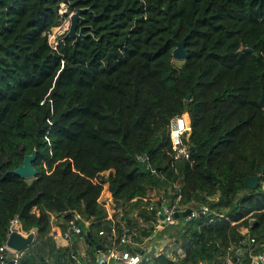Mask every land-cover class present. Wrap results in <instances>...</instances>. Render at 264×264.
<instances>
[{
    "label": "trees",
    "instance_id": "obj_1",
    "mask_svg": "<svg viewBox=\"0 0 264 264\" xmlns=\"http://www.w3.org/2000/svg\"><path fill=\"white\" fill-rule=\"evenodd\" d=\"M84 8L86 37L51 45L52 30ZM263 92L264 0H0V246L18 216L22 231L38 228L19 264H78L79 253L98 264L86 235L114 247L107 184L121 250L124 236H154L166 200L209 212L165 226L172 237L157 264H261ZM185 113L189 159L175 172L169 124ZM35 150L36 178L15 175ZM72 221L82 234L58 247Z\"/></svg>",
    "mask_w": 264,
    "mask_h": 264
},
{
    "label": "built area",
    "instance_id": "obj_2",
    "mask_svg": "<svg viewBox=\"0 0 264 264\" xmlns=\"http://www.w3.org/2000/svg\"><path fill=\"white\" fill-rule=\"evenodd\" d=\"M50 37H51V33L49 34V39ZM188 117H189L188 113L182 114L180 116H176L172 118L169 124L170 139L172 142V150H173V161L170 164V169L174 170L175 172L177 171L176 164L178 162L189 159V147L185 143V135L191 129L187 125ZM140 159L142 161L149 160L147 155L142 156V158ZM148 168L151 170V173L153 175L159 176V173L157 172L156 169L150 166ZM101 199H100V202L107 208V205L103 203ZM180 200H181V197L178 198V202ZM149 201H152V200H149ZM154 202L155 201L152 202L151 206L149 207V210H153ZM162 209H164V219H160ZM161 210L158 212L159 222L155 226L154 236L162 232L163 228L167 225H177L179 220L191 221L195 218H198L200 214L205 215L209 212V209L207 207H201L200 209H194V210L191 209V212L187 218L176 219L174 217V214L177 212L186 211L187 207L181 206L179 203L170 205L166 200L164 201V205L162 206ZM107 221H108V218H107ZM117 231H118V227L115 225V223H113L111 226V235L110 236L108 235V239L112 241V243L114 244V247L110 248L108 251H104L101 249L99 251H96L98 264H110L111 262H119L123 264H139V262L142 259L141 251L146 249L147 245L154 238V236L149 239H146L141 244H137L134 241H132V238H128L124 236L121 239V245L126 244L127 246H130L135 251V253H131L128 249L127 251H124V250H121L117 245H115V238L117 235ZM14 232L21 233L24 236H28L30 234V233H26L21 230V221L18 216H16L10 221L7 240L2 246H0V264H10L11 261H13L14 264H19V260L21 259L23 255L22 252H16L12 250L11 248H9L7 245L8 238ZM33 232H35L34 229L31 231V233ZM35 234H37V232ZM81 234H82V226L72 221L70 224L69 231L66 232L64 235H62V237L64 240L70 241L72 238V235H81ZM243 235L248 236L249 230L246 229L243 232ZM100 236H106V233L104 231H101ZM252 242H254V240H252ZM81 257L88 258L86 254H83V255L78 254V255L73 256V258L78 262V264H85L84 262L81 261ZM257 258L261 264H264V253L258 255Z\"/></svg>",
    "mask_w": 264,
    "mask_h": 264
},
{
    "label": "water",
    "instance_id": "obj_3",
    "mask_svg": "<svg viewBox=\"0 0 264 264\" xmlns=\"http://www.w3.org/2000/svg\"><path fill=\"white\" fill-rule=\"evenodd\" d=\"M90 11L89 8L84 9H78L75 13H73L70 17V29L65 36L64 40L67 38H72L75 40L74 43H78L80 40H83L86 35H84L83 28L79 29V24L83 22L82 14ZM245 51H250L248 49H245ZM188 55V50L186 49V39H183L182 41L176 42V48L173 51V58L175 61H184L186 60ZM190 96H187V100H190ZM260 105L264 107V92L262 93L261 99H260ZM187 125L189 128L192 127V119L189 116L187 118ZM37 159V151L35 150L33 154L27 155L24 158L23 163L13 171V173L25 180H32L36 178L37 176V170L34 167V162ZM260 185V179L259 177H249L246 179L244 186L248 189L256 190ZM191 212V209H187L184 212H177L174 214V217L176 219H185L189 216ZM200 217H203V214H200ZM160 219H164V209L161 210ZM81 226H84L83 223H81ZM35 232L30 233L28 236H24L21 233L14 232L10 235L7 241V245L9 248L16 252H22L24 251L28 246L32 245L35 240V233L38 232V228L34 229ZM87 239L90 240L91 244L94 246L96 251H99L102 248V245L100 242L96 241L92 234L90 232L87 233ZM172 235L169 234L167 231H162L154 236V238L150 241V243L147 245L145 250L141 251L142 259L139 262V264H157L156 260L158 256L163 252L165 247L169 244L171 240ZM127 249L131 253H135V251L130 247L127 246ZM242 251L239 250L237 255L235 256V261L238 262ZM42 264H48L47 260L44 257H41ZM10 264H14L13 261L10 262ZM110 264H123L119 262H111Z\"/></svg>",
    "mask_w": 264,
    "mask_h": 264
},
{
    "label": "crops",
    "instance_id": "obj_4",
    "mask_svg": "<svg viewBox=\"0 0 264 264\" xmlns=\"http://www.w3.org/2000/svg\"><path fill=\"white\" fill-rule=\"evenodd\" d=\"M104 197L101 199L103 203L107 205V210L109 213L108 221L115 223V217L119 214L120 210L115 209V204L113 201L112 194L109 192L108 188L106 192L104 191ZM158 195L156 193H153L149 200L157 201ZM112 211V212H111ZM86 228L89 226V222H85ZM55 241L58 245V247H67L70 244V241H66L63 239L61 234H56ZM88 255L91 257V254L88 252Z\"/></svg>",
    "mask_w": 264,
    "mask_h": 264
},
{
    "label": "rangeland",
    "instance_id": "obj_5",
    "mask_svg": "<svg viewBox=\"0 0 264 264\" xmlns=\"http://www.w3.org/2000/svg\"><path fill=\"white\" fill-rule=\"evenodd\" d=\"M65 12H66V6L63 5L61 7V14H64ZM70 17L67 20L63 21L59 27L54 28L52 30L51 37H50L51 45L56 47L60 42H62L64 40L65 36L67 35V33L70 29V24H71L70 23ZM56 37H57V39H56ZM177 62H181V61H177ZM105 176H108V173H105ZM107 188H108V185L106 184L105 188H104L105 192H106ZM103 195H104V193H103ZM103 195H102V198L105 196V195L104 196ZM159 199H160V197L158 196L157 200H159ZM153 201L154 200H152L151 202H153ZM119 214H120V212H119ZM118 215H117V217H118ZM79 254L82 255L81 253H79Z\"/></svg>",
    "mask_w": 264,
    "mask_h": 264
},
{
    "label": "clouds",
    "instance_id": "obj_6",
    "mask_svg": "<svg viewBox=\"0 0 264 264\" xmlns=\"http://www.w3.org/2000/svg\"><path fill=\"white\" fill-rule=\"evenodd\" d=\"M64 41V40H63Z\"/></svg>",
    "mask_w": 264,
    "mask_h": 264
}]
</instances>
